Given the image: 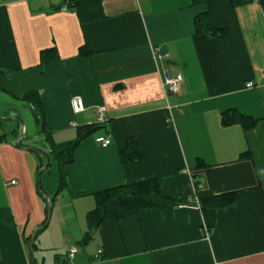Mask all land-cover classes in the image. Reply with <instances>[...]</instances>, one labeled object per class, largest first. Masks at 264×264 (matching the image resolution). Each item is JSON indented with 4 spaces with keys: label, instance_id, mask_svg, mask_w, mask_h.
Segmentation results:
<instances>
[{
    "label": "crops",
    "instance_id": "obj_1",
    "mask_svg": "<svg viewBox=\"0 0 264 264\" xmlns=\"http://www.w3.org/2000/svg\"><path fill=\"white\" fill-rule=\"evenodd\" d=\"M204 12L227 29L224 37L195 33L194 18ZM0 70V115L25 105L11 95L41 93L56 144L96 123L97 107L106 110L104 129L74 149L63 189L56 166L40 175L51 215L32 240L35 264H264V3L0 0ZM165 71L182 78L166 96ZM73 98L84 112L72 113ZM226 110L256 123L224 125ZM9 129L0 133V264H30L27 242L47 213L35 189L43 162L11 145L17 122ZM44 134L34 119L20 146L48 153L51 164ZM105 135L110 144L102 147L95 138ZM129 139L143 153L135 164L119 156ZM148 179L170 204L106 219L82 244L94 193ZM227 193L237 194L229 207L200 204Z\"/></svg>",
    "mask_w": 264,
    "mask_h": 264
},
{
    "label": "trees",
    "instance_id": "obj_2",
    "mask_svg": "<svg viewBox=\"0 0 264 264\" xmlns=\"http://www.w3.org/2000/svg\"><path fill=\"white\" fill-rule=\"evenodd\" d=\"M98 0H69L72 6ZM216 0H191L194 5L211 6ZM252 0H230L233 8L247 5ZM264 3V0H259ZM194 29L197 35H204L207 38L219 39L226 35V28H216L209 12L198 14L194 18ZM2 71L0 70V73ZM11 98L18 100L28 106L34 115L40 131L44 134L45 140L50 146V156L55 163L58 174V189H63L66 185V167L73 161V151L87 136L102 131L104 123H91L79 126L75 130V138L72 141L56 144L51 140L47 132V126L44 120L41 93L37 91L26 92L22 95H11ZM221 121L224 125L239 124L244 130L253 128L256 119L245 116L235 110H226L221 115ZM2 123V122H0ZM16 123V122H15ZM17 136V131H13ZM3 135H0V139ZM123 164H135L141 161L143 153L133 139H129L124 149L119 153ZM42 162L43 160L40 159ZM237 200L236 193H227L216 197L202 199L200 204L212 210L222 209L233 205ZM94 208L86 215L87 231L82 238V244H85L91 234L100 226V224L110 218H123L137 214L140 210L149 208H164L172 200L162 194L158 181L148 179L133 183H120L111 188L94 193Z\"/></svg>",
    "mask_w": 264,
    "mask_h": 264
},
{
    "label": "water",
    "instance_id": "obj_3",
    "mask_svg": "<svg viewBox=\"0 0 264 264\" xmlns=\"http://www.w3.org/2000/svg\"><path fill=\"white\" fill-rule=\"evenodd\" d=\"M17 122L18 123V131H17V136L15 137V139L13 141H11V145L16 148V149H20V150H24V151H27V152H31L33 153L34 155H36L37 157H39L40 159L43 160V164L42 166L37 170L36 174H35V189L36 191L41 195V198L45 201V203L47 204V213H46V218H45V221L44 223L35 228L33 231H32V234L30 236V239L29 241L27 242V252H28V255H29V261H30V264H35L34 262V258H33V253H32V240L34 238V236L37 234V232L39 230H42L44 229L49 220H50V215H51V203L49 202L48 200V197L43 193V191L41 190V187H40V175L41 173L46 170L50 164V157L48 155V153L40 150V149H37V148H34V147H22L20 146V139L22 137V134H23V129H24V126H23V123L21 121V119L19 118V116L14 113L12 110H9L7 111L6 113V116H2L0 115V122Z\"/></svg>",
    "mask_w": 264,
    "mask_h": 264
},
{
    "label": "built area",
    "instance_id": "obj_4",
    "mask_svg": "<svg viewBox=\"0 0 264 264\" xmlns=\"http://www.w3.org/2000/svg\"><path fill=\"white\" fill-rule=\"evenodd\" d=\"M61 10L65 11L66 7H62ZM181 76L180 75H171L168 71L164 72V78L161 82L162 90L164 95L175 93L181 83ZM247 88L251 87V83H247L245 85ZM71 110L73 114H79L85 111V107L82 103V101L79 98H73L71 100ZM169 109V107H168ZM96 123H104L106 118V110L103 106H99L96 108ZM168 122L171 121V116L167 119ZM71 126H76L75 123H71ZM95 142L99 144L102 147H106L110 144V138L108 135L105 136H99L95 138ZM202 233L204 234L205 238H208V231L205 227H202L201 229ZM77 251L76 248L72 247L69 250V257H72V255ZM101 255V250H97L96 254L94 255V259L98 260Z\"/></svg>",
    "mask_w": 264,
    "mask_h": 264
},
{
    "label": "rangeland",
    "instance_id": "obj_5",
    "mask_svg": "<svg viewBox=\"0 0 264 264\" xmlns=\"http://www.w3.org/2000/svg\"><path fill=\"white\" fill-rule=\"evenodd\" d=\"M6 103L8 104V102L10 101L9 98L5 99ZM12 104V103H11ZM13 105V104H12ZM21 103H15L14 106L16 108V110L18 111V116L21 119L23 126H24V130H25V126L26 127H34V119L31 113V110L29 109L28 106L22 105ZM3 109L0 107V114H3ZM15 122H2L0 123V133L1 134H8V132L10 131V125H14ZM97 134V133H96ZM96 134H93L92 136H95ZM24 135V139H25ZM13 140V139H12ZM25 141V140H23ZM11 142V141H10ZM25 143V142H23ZM32 147V146H31ZM27 152V151H26ZM31 157H33V159H37L36 156L34 154H32L31 152H27ZM48 171H50L51 175H53L54 171H55V165L53 162H51L50 166L48 167Z\"/></svg>",
    "mask_w": 264,
    "mask_h": 264
}]
</instances>
